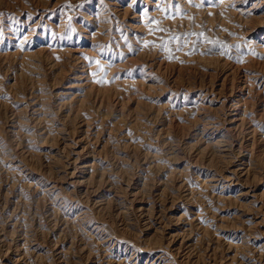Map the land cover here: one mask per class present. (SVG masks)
Returning a JSON list of instances; mask_svg holds the SVG:
<instances>
[{"label": "rangeland", "instance_id": "1", "mask_svg": "<svg viewBox=\"0 0 264 264\" xmlns=\"http://www.w3.org/2000/svg\"><path fill=\"white\" fill-rule=\"evenodd\" d=\"M0 264H264V0H0Z\"/></svg>", "mask_w": 264, "mask_h": 264}]
</instances>
